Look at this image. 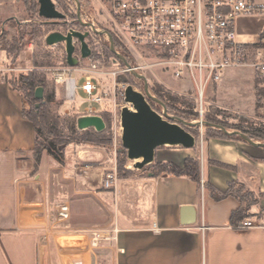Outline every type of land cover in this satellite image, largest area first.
<instances>
[{"label": "crops", "instance_id": "0c3cea01", "mask_svg": "<svg viewBox=\"0 0 264 264\" xmlns=\"http://www.w3.org/2000/svg\"><path fill=\"white\" fill-rule=\"evenodd\" d=\"M18 12V0H0V23L15 18ZM107 14L109 16L108 11ZM262 25L259 17H240L239 39L254 48ZM32 46L26 43L20 48L14 62L0 48V264H65L55 235L61 232L62 237H86L68 231L97 227L100 222H68L74 216L72 206L85 197H94L97 203L104 204L105 191L99 190L97 172L101 171L81 166L99 155L96 148L69 144L63 163L44 152L40 163L35 165V127L24 115L28 108L23 93L10 81L15 72L47 66L34 59ZM76 48L78 63L89 59L81 57L77 40ZM9 67L14 70H8ZM72 69L80 73L78 78L81 79L83 72L77 67ZM247 76L249 87H243ZM256 85L255 68L251 63L228 68L221 79L211 85L208 104L252 117L258 107ZM160 158L175 163L184 159ZM54 169L60 170L63 179L70 180L72 200L51 192V170ZM205 179L222 191L233 181L244 185L257 198L249 217L264 215V147L252 145L243 138L207 136L202 151V184L199 186L187 175L168 172L137 181L138 201L146 215L144 212L139 215V222H135V218L122 221L113 248L102 247L108 251H104L107 257L101 259V264H264V227H233L230 216L241 206V201L234 195L213 199L203 185ZM62 206L68 212L64 218L57 215ZM58 240L64 246L71 245L65 250L69 255L84 250L77 241ZM50 242L57 244L56 257L51 256ZM84 246L88 249L87 244ZM95 251L83 252L80 264H97Z\"/></svg>", "mask_w": 264, "mask_h": 264}, {"label": "rangeland", "instance_id": "374dc122", "mask_svg": "<svg viewBox=\"0 0 264 264\" xmlns=\"http://www.w3.org/2000/svg\"><path fill=\"white\" fill-rule=\"evenodd\" d=\"M53 1L55 2L56 7L65 13L66 16L64 19L49 20L39 16L38 0H18V15L10 21L0 23V48L2 50L8 48V45L13 40L16 41L19 50L26 43L33 44L32 49L34 51V59L38 60L44 65H47L44 68L38 69V71L42 72L45 77L44 86H42L44 89V95L49 96L51 99L50 109L52 113L59 116L60 120L62 121L64 131L67 132L68 124L73 122L75 118L77 120V118L81 116L82 113V115H84V106L90 103L86 101L85 95L80 90L77 92L76 101H70L67 99L63 85H61L56 80L57 75L59 73H64L65 76L72 74L73 77L78 78L80 73L73 71L72 67L67 64L65 44L58 43L52 46H47L45 44V38L48 33L55 30L66 33L70 28H74V26L77 28L80 27L81 23L78 21V17H81V19L83 21L85 20L87 23H91L96 30L102 29L111 32L113 25L107 14L108 0ZM24 20L27 21L23 22ZM97 34L99 35L96 36V39L99 40L100 44H96L92 37H89L88 42L92 45V47L101 50L103 56L98 54L96 49L93 51L92 58L99 59L100 64H98L97 68L98 73L94 72L92 75H94L95 79L102 83L108 92V98L115 99V102L118 104V106L112 107V104L109 102L95 104L97 107L96 112H98L99 115L101 114L102 117L104 116L107 121L105 129L102 130L104 131L102 140L105 141V144L81 143L73 145H79L83 148H96L99 152L98 156L92 158L93 160H86L81 166L86 169H91L92 171H101V173H97L100 176L99 179L101 187L99 190L105 191L103 194L104 204H101L100 201L97 203L96 198L94 197H85V199H82L76 204L74 202V205L72 206V209H75L73 212L74 216H72V219L70 218L71 220H68V222L75 220H81L84 222L99 220L98 222H100V224L98 223L97 227H105L110 225L120 226L122 223H124L122 221H128L129 218H135L136 220L134 221L139 222V215L144 212L138 201L139 191L137 187V181L147 180L150 178V175H159L163 172L171 173L173 168L171 167L172 164L184 169L186 158L199 159L200 165H202L204 138L214 133V131L211 129V126L205 124L206 116L212 118L214 121L224 126L228 130H233L238 127L240 128L238 129L239 131L244 132V130L249 128L258 130L262 127V125H264V75H262L256 69V67H254L258 101L256 115L249 117L238 112L209 105L208 102H210L211 99V96H208V92L211 87V85H209L205 94L204 115L201 120L199 111L196 109L195 105L196 94L192 82L189 80L184 81L175 79L169 74H165V72L159 68L147 69L144 72V75L147 79L149 90L154 96L156 95L153 93L152 87L161 89L163 93H166V95H170L176 98L179 102L185 103V105L178 103L177 105L179 109L166 107V112L174 117H179L182 119L185 118L186 121L189 122H198V124L195 125L187 124L188 131H190L196 137L197 142L193 149L189 150H185L181 146L159 147L155 151L153 162L145 165L141 169H135L133 168L134 161L128 159L126 150L122 146V127L120 122L114 121V115L120 117L122 107L127 105L120 95V91L122 89L120 86L121 84L125 83L124 79H127L129 84L137 83L136 85L140 87L144 86V82L142 79L133 78L129 75L118 74L117 77L114 78L110 74L99 73L102 70L108 72L116 70L120 65V62L113 59V57L108 52V47L110 48V45L107 40V35L98 32ZM78 54L79 53L76 48L75 55L79 56ZM249 58L251 59L252 55ZM90 62L91 61L89 59H81V63H78L75 67H77V69L83 68L89 70ZM26 72L27 71H24V73ZM81 80L82 78L79 80V83ZM249 80L250 78L248 76L246 79H243V87H249ZM154 103L155 104L153 105L155 106V109L160 113H163V106L157 102ZM120 105L123 106L120 107ZM27 108H31V105L28 102ZM195 113L198 115L196 116ZM200 121H203V123L200 124ZM253 140L258 141L254 138ZM161 156H172L177 158L182 157L184 159L180 163H175L171 160L164 161L160 158ZM121 163L125 170L131 171V174L127 175V173L121 172L119 170ZM113 169H115L117 172V176L119 178L118 184L114 188H106L103 181L107 173ZM59 171L60 170L58 169L51 170V192L55 195H64L66 200H72L74 195L72 194L71 182L70 180L63 179ZM68 232L76 233V231ZM59 234L55 235V238L57 239L61 256L64 258L65 255H68L71 263L72 261H74V263H80V253H90L89 248H84V245L88 243V239L86 237L81 235H74L77 237H62V235ZM58 238L64 242L77 241L79 242L77 244H81L82 249L84 250L82 252H75L72 253V255H69L65 250L67 248H71V245H62ZM50 241L52 240L50 239ZM57 244L50 242L52 257H56L57 255ZM86 247H88V245ZM72 248L74 247L72 246ZM105 250L107 249H96L95 253L97 255V264H101V259H105L107 257L105 256ZM65 264H69V262L65 261Z\"/></svg>", "mask_w": 264, "mask_h": 264}, {"label": "built area", "instance_id": "2783aa9c", "mask_svg": "<svg viewBox=\"0 0 264 264\" xmlns=\"http://www.w3.org/2000/svg\"><path fill=\"white\" fill-rule=\"evenodd\" d=\"M108 13L113 25L110 33L114 42L116 39L128 52L129 59L115 45L116 52L123 54L127 63L114 53L112 57L120 65L114 71L102 70L99 73L110 74L114 78L124 74L140 79L134 75L135 71L144 75L147 69L159 68L175 79L189 80L194 86L195 105L201 120L207 87L217 83L226 69L251 63L264 75V0H108ZM242 16H256L263 21L254 48L239 39L238 22ZM83 22L87 23L85 20ZM73 29L88 30L87 42L92 37L96 44H100L96 39L99 34L90 26L80 24V27L74 26ZM107 40L109 42L108 35ZM88 44L91 49L88 57L90 69H79L83 72L82 81L79 83L80 78L65 76L64 73H59L56 78L63 85L68 100L76 101L80 90L86 101L92 103L84 107V115L97 114V103L109 102L112 107L118 106L115 99L108 98L106 88L92 75L98 73L100 60L92 58L96 48ZM96 50L103 56L101 50ZM251 55L252 61L249 58ZM8 70L14 68L9 67ZM128 84L125 82L120 86L122 99ZM136 84L131 85L144 93V86ZM114 121L121 124V117L114 115ZM118 180L117 172L113 169L107 173L103 183L106 188H114ZM63 208L57 212L60 218L66 216ZM232 226L264 227V215L245 217ZM153 227L157 228L155 224ZM119 232L117 225L76 230V233L86 235L91 251L102 247L113 248ZM44 242L42 237L41 244ZM115 249L123 251L122 248Z\"/></svg>", "mask_w": 264, "mask_h": 264}, {"label": "water", "instance_id": "95a60500", "mask_svg": "<svg viewBox=\"0 0 264 264\" xmlns=\"http://www.w3.org/2000/svg\"><path fill=\"white\" fill-rule=\"evenodd\" d=\"M39 16L54 20L64 19L65 13L60 11L53 0H38ZM78 21L82 25L90 26L93 31L107 34L110 42V49L119 59L127 63L123 54L117 53L115 42L110 32L96 30L91 23H85L81 17ZM89 31H80L71 28L66 33L55 30L47 34L45 43L52 46L58 43L65 44L66 62L70 67H75L79 58L75 55L76 40L80 43V55L82 58H87L91 55V49L86 38ZM134 75L144 82V93L134 89L131 84H128L124 91V100L127 105L121 109V127H122V146L126 150L127 157L133 160V168L141 169L145 165L153 162L155 151L162 146H181L184 148H192L196 145V137L188 131L184 125L198 124V122H189L179 117H174L166 112V105L158 97L154 96L150 90L145 75L134 72ZM127 82V79H124ZM35 95L37 98H43V87L39 86ZM150 100L161 104L164 108L163 113H160L152 107ZM39 106V103H37ZM200 124L203 121L199 122ZM205 124L221 129L227 134H237L252 145L263 146L264 142L253 140L248 134L239 130H228L220 124L205 121ZM77 127L80 130L94 128L96 131H102L106 127L103 117L99 114H86L77 118Z\"/></svg>", "mask_w": 264, "mask_h": 264}, {"label": "trees", "instance_id": "16d2710c", "mask_svg": "<svg viewBox=\"0 0 264 264\" xmlns=\"http://www.w3.org/2000/svg\"><path fill=\"white\" fill-rule=\"evenodd\" d=\"M115 45L117 49L129 59L128 52L119 45L116 39ZM4 50L6 52V55L11 58V62H14L19 53V47L16 41L13 40L8 45V48H5ZM108 52L111 56L114 55L109 47ZM10 81L13 87L23 93L26 102L31 105L30 109L24 110V115L33 122L36 131L35 144L33 149V156L36 166L40 163L44 152L52 156L57 162L63 163L65 157V148L69 144H105V141L102 140L104 131H96L92 128L80 130L77 127L76 118L73 120V122H70V124H68L67 132L64 131L62 121L60 120L59 116L52 113L50 109L51 99L49 98V96L44 95L43 98L40 99L35 95L36 89L39 86H44L45 82L44 74L38 71V69H32L27 71L26 73H15L12 75ZM152 91L165 103L166 107L168 108L179 109L177 105L178 103L181 105H185V103L179 102L176 98L170 95H166V93H163L161 89L152 87ZM36 103H39V106H37ZM150 103L152 107L155 108V106L153 105L155 104L154 101L150 100ZM195 114L196 116L198 115L197 113ZM103 119L105 123H107L104 116ZM183 119L186 120L185 118ZM205 121L217 123L208 116L205 117ZM184 126L188 130V125ZM211 129L214 131V133L208 136H220L228 138L235 137L242 139L236 134H227L216 127H211ZM238 129L240 128L236 127L233 130ZM244 133L248 134L252 139L254 138L258 141H264V125H262V127L258 130L249 128L247 130H244ZM171 167H173L171 173L175 175H187L195 180L199 184V186L202 184L201 165L199 159L186 158L184 169H181L175 164H172ZM119 170L121 172L127 173V175L131 174L130 170H125L122 167V163L120 164ZM156 176L157 175H154L152 177ZM203 185L210 196L215 200H221L229 195H234L241 201V206H239L237 209H234L231 213L230 220L233 224L236 221L243 219L244 217H249L252 215V213H250V208L257 202V198L254 193L247 190L244 185L233 181L229 183L228 189L225 191L217 189L207 179L203 181Z\"/></svg>", "mask_w": 264, "mask_h": 264}, {"label": "bare ground", "instance_id": "6f19581e", "mask_svg": "<svg viewBox=\"0 0 264 264\" xmlns=\"http://www.w3.org/2000/svg\"><path fill=\"white\" fill-rule=\"evenodd\" d=\"M63 212H65V214H68V212H67V208L64 206V208H63ZM74 245H76V244H74ZM75 255V254H74ZM80 255V254H79ZM76 256V255H75ZM78 256V255H77ZM80 256H84V254L82 255V253H81V255ZM69 256L68 255H65V257H64V259H65V261H67V262H69V264H70V259L68 258ZM74 262V261H73ZM84 263V262H83ZM80 264V263H79Z\"/></svg>", "mask_w": 264, "mask_h": 264}]
</instances>
